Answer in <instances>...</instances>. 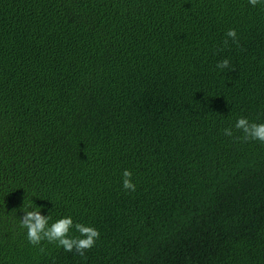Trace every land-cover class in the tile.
Instances as JSON below:
<instances>
[{
	"label": "trees",
	"instance_id": "16d2710c",
	"mask_svg": "<svg viewBox=\"0 0 264 264\" xmlns=\"http://www.w3.org/2000/svg\"><path fill=\"white\" fill-rule=\"evenodd\" d=\"M241 116L264 122V5L0 0V264H264V143ZM30 204L100 238L31 245Z\"/></svg>",
	"mask_w": 264,
	"mask_h": 264
},
{
	"label": "clouds",
	"instance_id": "9594fccd",
	"mask_svg": "<svg viewBox=\"0 0 264 264\" xmlns=\"http://www.w3.org/2000/svg\"><path fill=\"white\" fill-rule=\"evenodd\" d=\"M252 7L264 5V0H247ZM233 42L237 41L236 29L230 28L225 33ZM227 43V39L225 40ZM230 61L225 58L217 62L216 68L223 70L229 67ZM234 127L241 130L245 140H257L264 143V122H250L247 117H238ZM226 136H232V127L224 128ZM133 173L125 168L121 173V186L124 190L135 191L136 184L133 182ZM24 215L19 220V226L26 230V238L31 245H38L41 241L55 242L65 252H72L83 256L86 249L92 248L100 238V231L95 226L74 222L71 215H62L53 219L50 212L44 214L42 205L33 207L31 204L22 207ZM77 233V234H74Z\"/></svg>",
	"mask_w": 264,
	"mask_h": 264
}]
</instances>
